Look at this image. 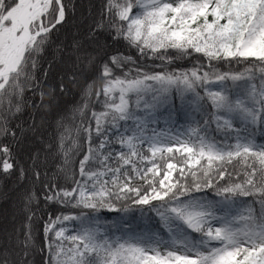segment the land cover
Wrapping results in <instances>:
<instances>
[{"label": "snow or ice", "instance_id": "obj_1", "mask_svg": "<svg viewBox=\"0 0 264 264\" xmlns=\"http://www.w3.org/2000/svg\"><path fill=\"white\" fill-rule=\"evenodd\" d=\"M105 13L114 17L112 39L127 41L140 55L151 53L170 63L163 55L169 49L182 55L194 52L206 58L207 70L199 65L188 71L149 73L137 67L134 76L131 69L117 75L114 69L134 61L112 56L101 66L100 85L86 84L76 111H88L93 97L102 110H92L95 126L84 128L89 147L79 162L80 179H74L75 187L58 189L46 199L119 211L113 199L131 195L134 204L151 206L167 238L147 230L113 238L98 217L65 215L45 225L46 239L54 234L46 264H264V143L255 138L257 129L264 136V0H106ZM64 19L62 0H0V134L16 136L9 121L22 111L25 92L39 87V60L52 30ZM85 59L91 63L94 58ZM219 61L248 66L241 72H220L213 63ZM173 93L196 112L207 102L210 120L223 139L201 135L198 127L186 139L150 127L158 123L157 114ZM44 95L41 91L42 100ZM109 126L117 130L116 142L127 151L105 152L112 142ZM93 132L101 138L95 147ZM64 140L62 134L61 147ZM145 145L150 155L142 151ZM0 153V167L9 173V147L0 145ZM165 153L170 155L161 167L156 159L159 154L163 160ZM177 153L182 159L174 163ZM65 157L67 164V152ZM234 161L241 167L229 171ZM241 175V182L219 183ZM134 179L143 184L134 185ZM206 188L215 189L221 199L193 195ZM250 195L262 198L260 213H234L235 197ZM26 199L30 203L34 195ZM69 220L80 221L75 234L56 227Z\"/></svg>", "mask_w": 264, "mask_h": 264}, {"label": "trees", "instance_id": "obj_2", "mask_svg": "<svg viewBox=\"0 0 264 264\" xmlns=\"http://www.w3.org/2000/svg\"><path fill=\"white\" fill-rule=\"evenodd\" d=\"M73 0H62V3L65 7V19L60 24L56 25V27L52 30L50 34V43L46 47L44 53L42 54L38 69L36 71V77L39 81V87L35 90H28L24 94L25 104L21 112L16 113L13 117H11L9 121V127L15 131V125L24 118H26L29 112V107L32 105V100L35 103L43 101L40 96V92L43 91L42 85L43 82L40 81L41 77L44 74H47V68L43 66V59L45 54L48 53L50 44L55 37V35L59 32V30L65 25H67L69 17H71L74 13L73 8ZM105 5L106 0H103L99 5V14L96 19V23L100 22L104 26L97 31L98 35H105L109 38L112 43L116 46V48L105 56L104 60L100 61V63L96 66L97 75L93 79H89L88 82H96V85L99 86L101 81L99 79L101 66L104 63H110L109 58L112 56H121V57H131V62H126L122 68L114 69L117 75H122L124 72H127L131 69V75L136 74V69L139 67L144 72L154 73V72H181V71H188L191 70L194 66L204 65V70H207V60L202 56V54L192 52L190 55H182L181 53L177 52L174 49H169L163 55L170 58L171 62L169 63L168 60H161L152 56L151 53L147 55H140L136 48L131 47L127 41L123 39H112V35L114 33V29L110 27V20L114 19V17H109L107 13H105ZM137 9H133L135 13ZM215 68L220 72H241L243 71L248 65L245 63H236L232 62L231 64L219 61L213 62ZM230 83V82H229ZM58 87V86H57ZM58 93L62 94L65 91L64 87L61 90V85L57 89ZM200 94L203 96L204 92L202 89H198ZM45 95L43 96L44 99ZM65 97V101L71 102L72 97L68 98ZM101 99H103L101 97ZM28 100L30 103H27ZM82 103V99L80 100ZM79 102V104H80ZM31 104V105H30ZM81 105V104H80ZM79 105V106H80ZM95 110L97 112L102 110V105L98 103L95 97L92 98L90 103V108L86 111L83 115L78 114L73 116L71 121L65 125V129H68L69 134H67L65 140L63 141V147H61V140L56 142L55 152H57V160L66 159L65 153L67 152V174L60 175L59 177H55L53 179H44L39 170H35L33 173L26 174L25 170L23 172V176L21 175V171L19 169L20 165L18 164V156L16 155L15 151V137L11 135H2L0 134V145H7L11 152V160L10 162L13 163V168L10 170L9 173H4L2 171V167H0V190L2 188L8 187L11 180L15 179L18 182L20 188H25V186L29 183L35 191H34V199L31 204H29V209L31 213L32 210L35 211L36 214L32 213L27 220V228L24 229L23 235L32 239L33 235H35V243L38 246L36 253L37 261L39 264H46V261L49 259V252H48V242L54 239V234L49 233L46 239L45 237V225L50 220H56L57 217H63L65 215L69 216H80L81 213H87L90 216H95L99 218L101 224H104L110 228V235L113 238L125 234H131L133 232H140L143 230H147L150 232H159L162 236L167 238L166 232L161 227L159 222V217L157 216L156 212L152 210L150 205H139L134 204L131 195L126 199H113L112 203L115 205L119 211H111L107 208H101L98 210L92 209H82L80 207L74 206V201L71 203H65L61 200L57 199H46V196L54 195V193L58 189H70L75 187L73 183L74 179L79 180V162L83 159L84 155L87 154L89 143H88V135L84 131V128L87 127L89 124L92 125L94 128V121L91 120V111ZM211 112V108L207 102L204 104V110L201 112H196L191 110L187 105H182L180 99L175 95L172 94V98L169 101V104L166 108H161L158 112V123L150 125V127H155L158 131L162 126H177L183 129L184 133L187 136L191 135V130L194 128H200L201 135H207L210 138H213L217 141L223 139V135L221 131H218L216 128L215 122L210 120L209 113ZM205 121H209L207 128L205 129ZM16 123V124H15ZM123 125V122H121ZM130 124V122H129ZM110 128V126H109ZM79 129V131H77ZM251 131V129H249ZM116 129H111L109 131V137L111 138V143L106 146L105 152H119V151H127L126 149H122L119 143L116 142ZM57 133V132H56ZM255 138L258 143H264V136L261 135L259 129H257ZM99 139L95 132L92 133V146L95 147L96 144L99 143ZM142 151L146 155H150L147 152V145H145ZM23 150H20V156ZM60 155V156H59ZM170 154L165 153L164 159H160V155L158 154L156 162L163 167L165 162L168 159ZM3 154L0 153V159H3ZM180 155L177 153L176 158L172 161L174 163H179L181 161ZM145 165H141L144 167ZM150 166V165H147ZM241 165L238 161H234L232 166H229V171H232L233 168L239 170ZM37 173L39 175L37 176ZM243 180V176L241 175L238 178L234 177H226L225 180L219 181L220 185L232 182H241ZM134 185L140 186L143 184V181L139 179H134L132 181ZM193 195L197 197H202L208 200H219L221 197H217L215 194V189L213 188H206L203 189L201 192H194ZM70 199V198H69ZM261 197L259 195H250V196H237L235 197V205L233 207V212H246L248 209H251L254 214L258 215L261 211ZM158 201H153V205H158ZM80 221L79 220H69L63 221V225L57 224V229L60 226H69L71 228H75L78 230ZM190 231V230H189ZM193 238L198 239V233H191ZM34 240L32 239V243ZM67 243V242H66ZM215 243V242H214ZM23 249L26 250L29 248L26 243L23 245Z\"/></svg>", "mask_w": 264, "mask_h": 264}, {"label": "rangeland", "instance_id": "obj_3", "mask_svg": "<svg viewBox=\"0 0 264 264\" xmlns=\"http://www.w3.org/2000/svg\"><path fill=\"white\" fill-rule=\"evenodd\" d=\"M102 1L73 0V15L69 17L67 25L55 35L48 53L44 56L43 66L48 71L40 81L43 82L45 97L38 103L32 100L28 116L14 128V147L19 169L25 170L26 174L39 170L44 179L67 174L65 161L57 160L56 155L59 153L54 149L56 142L61 140L62 134L66 138L70 131L65 132V125L73 116L80 114L76 109L81 104L80 100L83 101V92L89 83L88 80L97 75V64L116 48L107 36L97 34L102 28L97 27L102 23H96ZM77 56L80 57L79 60ZM86 56L94 58L91 63L87 62ZM60 85L65 89L62 94L57 91ZM65 97L66 100L71 97L73 100L69 103L65 101ZM158 132L168 136L179 134L180 139L188 137L183 129L177 126H162ZM21 149L23 152L20 156ZM29 185L28 183L25 188H20L18 182L12 179L8 187L4 186L0 190V264L5 259L8 264H39L41 261L40 259L38 263L35 253L38 249L35 235L32 236L33 243L32 239L23 235L28 226L27 219L32 213L36 214L34 210L31 213L29 209L33 200L29 203L26 199L35 191ZM65 228L68 229L66 234H75V228ZM24 243L29 247L26 252L22 246Z\"/></svg>", "mask_w": 264, "mask_h": 264}]
</instances>
